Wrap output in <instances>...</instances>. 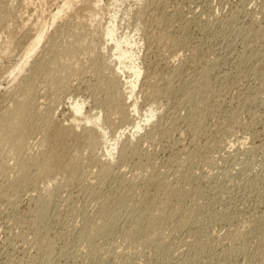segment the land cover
<instances>
[{"label": "rangeland", "instance_id": "obj_1", "mask_svg": "<svg viewBox=\"0 0 264 264\" xmlns=\"http://www.w3.org/2000/svg\"><path fill=\"white\" fill-rule=\"evenodd\" d=\"M13 1L21 18L10 28L20 44L0 54V68L19 60V47L29 40L25 30L36 23L49 25L46 36H57L53 49L60 55L74 33L91 37L119 10L118 34L135 36L139 62L150 73L136 91L140 114L131 108L123 110L126 119L118 111L110 114V139L127 129L114 157L104 148L83 151L77 158L81 179H59L50 191L42 178L18 186V168L8 159L13 170L0 173V264H264V0H121L119 7L102 0L100 23L84 17L81 31L80 19L65 14L51 25L63 0H45L43 7L38 0ZM2 32L0 41L8 35ZM47 38L33 58L44 55ZM80 53V75L69 70L58 86L41 75L34 81L43 116L69 114L73 96L86 99V112H97L104 92L93 85L112 74L115 64L98 77L99 68L87 62L90 54ZM30 65L13 81L0 72V107ZM149 107L158 116L132 138V122L143 120ZM41 138L36 132L30 140L35 154L45 150L38 147ZM129 142L136 152L122 157ZM4 154L6 159L7 149ZM109 162L112 179L102 181L100 166ZM131 182L136 194L146 189L157 199L143 216L149 226L142 215L134 219L141 209L132 198L123 209L116 203ZM177 187L178 196L166 195ZM111 198L117 207L108 206Z\"/></svg>", "mask_w": 264, "mask_h": 264}, {"label": "bare ground", "instance_id": "obj_2", "mask_svg": "<svg viewBox=\"0 0 264 264\" xmlns=\"http://www.w3.org/2000/svg\"><path fill=\"white\" fill-rule=\"evenodd\" d=\"M10 1H12L14 4L13 0ZM101 1L102 0H83L82 4L74 9L77 0H63L61 5L51 15V25H53L56 20L60 19L61 14H65L66 17L74 16L80 19L79 24H76L77 29L80 31L82 29L86 30L84 28V24H86L84 23V17H88L89 19L91 18L97 23H100L103 11V7L100 5ZM38 2L43 7L46 5L47 1L38 0ZM119 2H121V0H115L116 6H118ZM13 4L10 6L9 0H0V31H6L8 34L7 36L5 35L6 38L3 41H0V54L10 52L17 47V44L18 46L20 44L17 39L15 32L16 30L14 27L13 30L10 28V26L12 27L17 24L19 22V18H21V16H18V12L16 13L14 11V9L17 11L18 9L16 7L19 8V6L14 8ZM69 10H73V13L68 16L67 12ZM118 13L119 10H115L113 14L110 15L107 23L102 26L100 30H98L99 32H96L98 29L97 25V27H95L96 30H94L95 28L91 29L94 30L93 33L91 31L89 33H92L91 37L86 34V37L89 38L82 37L84 35H81V33H79L80 36L78 37V34L74 33V35H72L73 39L66 41V43L62 45L60 55H57L53 49L55 46H58L57 36L52 35L49 36V38L46 36L49 25L47 23H36L32 26V28L30 27V29H28L29 31L27 29L25 30V32L27 31L26 36H29V40H27L26 45L19 47L21 48L19 60L11 64V66L0 68V72L12 77L13 81L18 78L25 68L30 65V62H32L29 67L30 70L28 69L29 73L27 75L25 74V76H22L20 80H17L15 83L14 92L8 96L9 102L5 106L0 107V173H2L3 176H6L7 173L11 172L13 167H11L9 164V160H14L18 168L16 169V176L20 181L18 186H24L31 180L32 177H35V179L38 180L39 178H42L43 180L41 181H44L43 183L46 184V189L50 191V185L57 181L63 180L66 182H74L81 179L80 177H82L83 173H81L77 158L83 154V151L90 150L95 152L96 150L104 148L106 154L113 158L126 132L125 130H127L124 129V131L118 133V135H115L110 139L109 131L114 124L110 114L114 111H118L121 113V118L126 119L125 114L123 115V110L126 108H131V112L140 114L136 99V91L142 75L145 74L144 71H147L142 65L143 63L139 62V54L136 52V49L139 48L137 41L134 39L135 36L130 33H123L119 36L118 31L120 27L117 22ZM68 20L69 19H67V21ZM5 21L9 23L11 22L13 25H10L9 23L4 24ZM23 26H26L25 23ZM45 38L49 40L45 43V48L42 46L44 55L41 56L43 53H40L41 55H39V59H37V57L33 58V56L35 57L34 54L39 50L38 48ZM81 51L82 53L80 54H90L89 59L87 60L86 57L85 59L87 62H90L89 64H91V68H99L97 69L99 70L97 71V76L98 74L99 76L102 74L101 70L104 68L107 69L112 63L115 64V68L113 70L114 72L112 73L113 75L110 74L109 76H98L99 78H96V84L93 85L96 91L97 89L102 88L104 92L101 100L96 103L98 106L95 108L98 109L97 112L94 114L89 113L90 111L86 112V99L81 98V96L79 98H75L73 96L72 102H69L70 104L67 109L69 114L65 113L67 116L62 114L63 117H59L60 119L58 120H54V116L50 115V113L49 115L43 116L40 112L41 105L39 103V98L37 97V90L35 87H33L34 81L39 75H41L46 80H50L52 82L56 81L55 84L58 86L59 84H62L63 80L65 81L68 79L65 77L67 71L71 70L74 75L78 74L80 69L82 70L81 67L83 66L81 65V59L79 58V52ZM31 59L33 61H31ZM149 73L145 74L146 78L148 77L146 75H149ZM80 74L81 73H79V75ZM116 74H122V77L125 78L124 81H121ZM56 76H58V80ZM94 88L92 89L95 91ZM93 104H95V101ZM157 116L158 115L155 108L149 107V109L145 110L143 120L140 117L139 119L136 118L132 124L130 123L132 125V129L134 130L131 132V137L135 138L136 134L143 130L147 124L153 122ZM36 132L42 134V138L37 143L38 147H45V150L42 149L44 151H41V153L39 151L37 152L38 154H35L36 151H34L35 153L32 152L34 150V144L33 142V145L30 143L32 136L34 137ZM131 142H129V144L127 143V146L121 148L120 154L122 157H130L131 154L136 152L135 149L130 150V148H128L131 145ZM4 148L7 149L6 159L1 158L2 155H5L4 151L6 153V149ZM103 164L104 163H102L99 169V177L102 179V181L108 180L109 178L112 179L111 174L109 173L111 163H106V165ZM148 181V183L152 182L151 178H149ZM179 184H181V182H178V185ZM132 185L135 186L132 183L130 186L121 188L122 192H119L120 198L118 195V200L116 203L120 208L124 206L126 207L127 199L132 198V202L135 203V205H139L137 209H141V214L133 212L135 217L133 218L136 220L138 216L142 215L140 219H143V216H145L147 213L149 205L157 201V199L155 200L150 198V193L146 189L144 191L141 190L139 194H136L133 191L134 187H131ZM55 187H57V183ZM173 190L174 191L172 192L170 190H166L168 191L166 195L175 197L181 193L180 187L175 189L173 188ZM45 196L46 195L44 194V197ZM48 198L51 197L49 196ZM111 199L110 201L107 200L108 206H116L114 201L115 199H112L113 202ZM120 208L119 210H121ZM140 209L137 211H140ZM135 210L136 208H134V211ZM40 211V216L38 215V219H44L43 212ZM108 218H110V216ZM144 221L146 222L148 220L145 218L141 220V223L147 226L151 225L152 223H145ZM137 222H135V224H140V220ZM99 228V226L95 228L92 227L91 230H93V234L95 233V230H99ZM101 228H103V226H101ZM43 233H45V230ZM152 238L150 241L155 240L154 237ZM85 239L87 240V238ZM44 247H50L49 243L48 245L45 244ZM50 258L52 257L50 256Z\"/></svg>", "mask_w": 264, "mask_h": 264}]
</instances>
